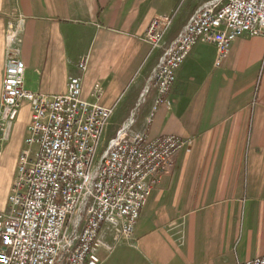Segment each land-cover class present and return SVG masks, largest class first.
<instances>
[{
	"label": "crops",
	"instance_id": "obj_1",
	"mask_svg": "<svg viewBox=\"0 0 264 264\" xmlns=\"http://www.w3.org/2000/svg\"><path fill=\"white\" fill-rule=\"evenodd\" d=\"M208 1L0 0V97L12 31L24 89L62 94L68 77H79L86 101L112 109L104 140L144 99L134 130L190 139L159 174L132 238L101 250L100 264H246L264 256V36L237 38L220 67L215 47L197 43L167 94L142 97L163 52L144 39L150 20L173 16L167 44ZM30 114L22 102L0 140V212L9 210L19 156L34 155L25 144Z\"/></svg>",
	"mask_w": 264,
	"mask_h": 264
},
{
	"label": "built area",
	"instance_id": "obj_2",
	"mask_svg": "<svg viewBox=\"0 0 264 264\" xmlns=\"http://www.w3.org/2000/svg\"><path fill=\"white\" fill-rule=\"evenodd\" d=\"M172 22V15L153 18L145 32L153 49L163 47L145 89H154L159 98L168 93L195 44L213 45L214 66L220 67L237 38L264 36V0H210L164 44ZM6 45L0 140L26 102L31 116L25 144L34 147V155L19 156L9 210L0 212V264H100L101 250L111 252L132 238L159 174L190 139L150 138L133 129V112L99 151L112 109L86 101L76 76L68 77L62 94L24 89L25 65L16 55L12 31ZM246 264H264V256Z\"/></svg>",
	"mask_w": 264,
	"mask_h": 264
},
{
	"label": "rangeland",
	"instance_id": "obj_3",
	"mask_svg": "<svg viewBox=\"0 0 264 264\" xmlns=\"http://www.w3.org/2000/svg\"><path fill=\"white\" fill-rule=\"evenodd\" d=\"M207 87L208 86H206V89H207ZM150 90V89H149ZM149 90H148V92H149ZM147 92V93H148ZM147 93L146 92H144V94H143V97H146L147 96ZM143 99V98H142ZM145 99L142 101H140L139 102V104L135 107V109H134V113H135V118H136V121H137V119H138V116L140 115V113H141V111H142V109H143V107H144V105H145ZM108 135H110V132H109V134ZM107 135V136H108ZM107 136H105V140H103L104 139V136L101 138V144H100V146H99V151L100 150H102L103 148H104V146H105V143H106V141L108 140V138H109V136L107 137Z\"/></svg>",
	"mask_w": 264,
	"mask_h": 264
}]
</instances>
